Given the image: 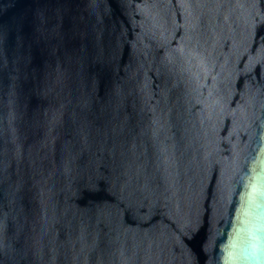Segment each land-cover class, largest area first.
<instances>
[{
	"label": "water",
	"instance_id": "obj_1",
	"mask_svg": "<svg viewBox=\"0 0 264 264\" xmlns=\"http://www.w3.org/2000/svg\"><path fill=\"white\" fill-rule=\"evenodd\" d=\"M0 264H264V0H0Z\"/></svg>",
	"mask_w": 264,
	"mask_h": 264
}]
</instances>
